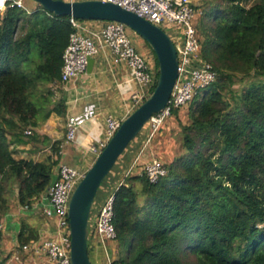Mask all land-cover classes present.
Masks as SVG:
<instances>
[{"label": "trees", "instance_id": "16d2710c", "mask_svg": "<svg viewBox=\"0 0 264 264\" xmlns=\"http://www.w3.org/2000/svg\"><path fill=\"white\" fill-rule=\"evenodd\" d=\"M197 7L201 54L216 79L188 103L187 121L178 120L181 151L166 174L156 182L132 174L113 189L110 264H264V0H200ZM69 19L40 5L7 7L0 16V226L15 197L31 204L46 191L57 164L14 154L52 113L66 114L53 86L73 31ZM106 178L93 205L103 200ZM36 237L23 223L19 243ZM8 257L0 228V264Z\"/></svg>", "mask_w": 264, "mask_h": 264}, {"label": "built area", "instance_id": "2783aa9c", "mask_svg": "<svg viewBox=\"0 0 264 264\" xmlns=\"http://www.w3.org/2000/svg\"><path fill=\"white\" fill-rule=\"evenodd\" d=\"M102 1L116 3L160 27L169 35L176 50L178 75L169 100L162 110L150 117L140 131L145 134L144 142L132 156L128 166L122 169L123 178L115 189L124 183L126 177L135 173L145 176L150 182H156L166 174L167 170L163 162L155 156L141 163V156L146 146L164 121L172 115L173 109L186 106L199 89L216 79L217 74L212 64L201 54L200 37L195 22L202 12L197 7L198 0ZM11 6L25 9L27 12L31 11L26 7L24 0H0V14ZM69 20L73 31L69 35L62 55L60 84H66L84 73L89 58L107 49L113 55L115 64L124 63L127 66L131 79L137 84V90L131 95L129 112L134 110L151 94L156 84L158 68H156L154 56L151 52L139 51L130 37L129 32L132 30L129 31V27L119 21L80 20L73 17ZM121 121V118L112 115L105 117L103 137L87 147L94 158L114 135ZM76 134L77 124L72 120L67 124L66 141H75ZM85 171L81 167L61 163L56 171L54 183L46 191V203L34 201L31 204L21 205L22 210L39 212L44 220L45 230L43 229L41 239L28 243H17L11 255H8L7 264L11 262L28 264V257L41 258L43 256L49 264H71L69 202ZM113 194L111 192L105 197L96 214L89 219V234L91 232V237L98 238L103 247L106 242L116 237L112 222Z\"/></svg>", "mask_w": 264, "mask_h": 264}, {"label": "crops", "instance_id": "0c3cea01", "mask_svg": "<svg viewBox=\"0 0 264 264\" xmlns=\"http://www.w3.org/2000/svg\"><path fill=\"white\" fill-rule=\"evenodd\" d=\"M129 34L131 39L140 46L139 51L146 53L149 48L143 43L142 38L132 31ZM93 59L90 70L86 69L84 73L65 84L64 93L61 97L65 101L66 114L60 116L52 113L44 122L35 127L33 130L34 137L25 144L16 146L15 157L41 161L50 156L53 160L57 159L53 173H56L61 163L71 166L78 164L75 166L84 170L91 165L95 158L87 150V147L103 137L105 117L112 115L116 118H125L130 113L131 95L137 90V84L131 79L127 66L124 63L115 64L113 55L109 50H101ZM183 107L178 110L177 115L169 116L161 128H165L166 124L170 126L173 122L172 119H175L174 122L178 123V120H181L184 123L181 118ZM85 109L88 111L92 109L93 115L84 119L79 118ZM76 118L79 119L76 120ZM72 120L77 124L76 140L67 142V124ZM160 133L161 131H158L146 146V150L141 156V163L146 162L151 156L160 155L165 146L168 145L166 136L163 137ZM140 137L138 140L136 137L133 141L137 142L134 144L132 142V146H129L127 158L134 155L143 144L145 134ZM173 158L174 156L167 159L165 164L171 162ZM46 197L45 191L35 201L45 204ZM104 199L94 205L92 216L96 214ZM23 223L28 228L34 229L37 236L23 243L41 239L43 229L45 230L43 218L38 211L22 210L15 197L9 205L8 212L2 218L0 226L3 248L9 255L19 243L18 235ZM89 238H91V232ZM88 249L92 264H105L101 246L92 247L88 241ZM41 258L46 262V257ZM13 263L17 262H11V264Z\"/></svg>", "mask_w": 264, "mask_h": 264}, {"label": "water", "instance_id": "95a60500", "mask_svg": "<svg viewBox=\"0 0 264 264\" xmlns=\"http://www.w3.org/2000/svg\"><path fill=\"white\" fill-rule=\"evenodd\" d=\"M34 1L56 15H67L81 20L119 21L150 45L158 62V77L151 94L122 119L114 135L86 169L69 202L70 262L71 264H92L89 257L88 238L89 218L95 195L118 158L140 133L146 122L154 113L166 106L178 75L176 50L171 38L164 30L116 3L102 0ZM93 61V58H89L88 70L91 69ZM92 115V109L89 111L85 109L79 118L84 119ZM55 179L56 173H53L46 191Z\"/></svg>", "mask_w": 264, "mask_h": 264}, {"label": "rangeland", "instance_id": "374dc122", "mask_svg": "<svg viewBox=\"0 0 264 264\" xmlns=\"http://www.w3.org/2000/svg\"><path fill=\"white\" fill-rule=\"evenodd\" d=\"M24 3L26 5V7L28 9H33L34 7H36L38 4L34 1V0H24ZM198 4H200V0H198ZM2 15V13L0 14V16ZM200 18V17H199ZM199 18L196 19V25L199 22ZM132 30L129 28V31ZM133 31V30H132ZM134 32V31H133ZM137 36H139L136 32H134ZM140 37V36H139ZM141 38V37H140ZM143 41L144 44H146V46H148V52H151V54L154 56L155 58V54L152 51L150 45L144 40L141 39ZM133 45L137 48L140 49V46L133 41ZM143 48V47H142ZM151 50V51H149ZM64 87L65 84H59V85H55L53 86V92H54V97L55 99L61 98L62 94L64 93ZM188 105L183 107V111L181 113V118L184 122L187 121V109H188ZM175 119H172V124L169 126L168 124L165 125V128H161L159 130V132L161 131L160 134H162L161 136H166L167 139V144L165 146V148L163 149V152L160 153V155H156L157 158H159L164 164L167 161V159L172 158V156H176L177 154H179V152L181 151L180 149V141H179V136L178 133L180 131V127L178 126L179 124L175 121ZM168 123V122H167ZM167 127V128H166ZM144 132H141L138 136H137V140L139 138H141L140 136H143ZM145 138V137H144ZM137 142V141H135ZM133 141L132 144L135 143ZM132 146V145H131ZM130 150V149H129ZM129 151L125 152V155L118 158L117 164L116 166H114L113 170L111 171L110 175L107 176L106 180L104 181L103 185L101 186V188L99 189V195L98 197H101L102 194L103 195V199L110 194L111 192H113V189L117 186V184L122 180L123 178V168L125 166H128V164L131 162L132 160V156H130L129 158L126 157V155L128 156ZM125 160V161H124ZM73 166L78 165V164H72ZM120 165H122L120 167ZM87 169V167H86ZM123 169V170H122ZM42 218V216H41ZM88 241L91 243L92 247H96V246H101V252L103 253V259H104V263L105 264H109V262L112 260V258H114L115 254H116V244L115 241H108L106 242V245L103 247L101 244V241L98 238L95 237H91L88 239ZM2 242V239H1ZM2 248H3V243H2ZM4 250V248H3ZM4 252L9 255V253H7L5 250ZM29 259L27 260L28 264H49L47 262L43 261V258H31L28 257ZM13 264H17V263H13ZM19 264V263H18Z\"/></svg>", "mask_w": 264, "mask_h": 264}, {"label": "bare ground", "instance_id": "6f19581e", "mask_svg": "<svg viewBox=\"0 0 264 264\" xmlns=\"http://www.w3.org/2000/svg\"><path fill=\"white\" fill-rule=\"evenodd\" d=\"M96 204H97V201H96ZM92 213H93V210H92Z\"/></svg>", "mask_w": 264, "mask_h": 264}]
</instances>
